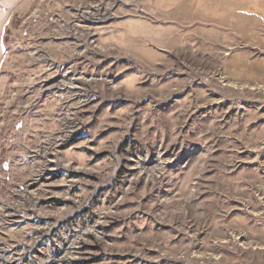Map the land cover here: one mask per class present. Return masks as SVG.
Segmentation results:
<instances>
[{
  "label": "rangeland",
  "instance_id": "obj_1",
  "mask_svg": "<svg viewBox=\"0 0 264 264\" xmlns=\"http://www.w3.org/2000/svg\"><path fill=\"white\" fill-rule=\"evenodd\" d=\"M0 255L264 264V0H0Z\"/></svg>",
  "mask_w": 264,
  "mask_h": 264
},
{
  "label": "bare ground",
  "instance_id": "obj_2",
  "mask_svg": "<svg viewBox=\"0 0 264 264\" xmlns=\"http://www.w3.org/2000/svg\"><path fill=\"white\" fill-rule=\"evenodd\" d=\"M65 83V82H64ZM2 254V253H1ZM1 256V255H0Z\"/></svg>",
  "mask_w": 264,
  "mask_h": 264
},
{
  "label": "water",
  "instance_id": "obj_3",
  "mask_svg": "<svg viewBox=\"0 0 264 264\" xmlns=\"http://www.w3.org/2000/svg\"><path fill=\"white\" fill-rule=\"evenodd\" d=\"M5 167H6V165H5Z\"/></svg>",
  "mask_w": 264,
  "mask_h": 264
}]
</instances>
